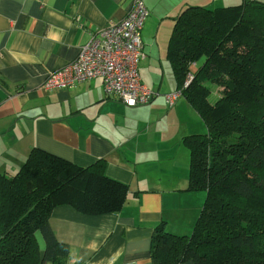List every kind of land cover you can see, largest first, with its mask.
<instances>
[{"label":"crops","instance_id":"obj_1","mask_svg":"<svg viewBox=\"0 0 264 264\" xmlns=\"http://www.w3.org/2000/svg\"><path fill=\"white\" fill-rule=\"evenodd\" d=\"M244 1L145 0L139 74L157 96L130 107L108 96L100 78L53 90L44 82L76 59L94 33L124 18L132 0H0V174L13 176L39 148L80 166L104 159L107 176L129 188L116 213L87 215L67 204L53 209L49 224L69 247L67 264H154L156 226L192 233L207 194L188 190L183 138L207 126L183 95L173 106L166 102L164 94L177 90L169 40L186 6ZM37 241L43 254L41 232Z\"/></svg>","mask_w":264,"mask_h":264},{"label":"trees","instance_id":"obj_2","mask_svg":"<svg viewBox=\"0 0 264 264\" xmlns=\"http://www.w3.org/2000/svg\"><path fill=\"white\" fill-rule=\"evenodd\" d=\"M167 56L177 89L207 126L183 138L188 190L207 196L190 235L155 227L153 263L264 264V2L186 6ZM207 82L220 87L214 101ZM128 194L107 176L104 159L80 166L33 148L13 176L0 174V264H67L69 247L49 224L53 209L116 213Z\"/></svg>","mask_w":264,"mask_h":264},{"label":"built area","instance_id":"obj_3","mask_svg":"<svg viewBox=\"0 0 264 264\" xmlns=\"http://www.w3.org/2000/svg\"><path fill=\"white\" fill-rule=\"evenodd\" d=\"M148 15L145 0H132L125 17L94 33L80 47L76 59L48 74L44 88H71L100 78L105 93L127 106L151 103L157 93L142 82L139 74V63L146 57L141 32ZM181 96L180 89L164 94L170 106Z\"/></svg>","mask_w":264,"mask_h":264},{"label":"rangeland","instance_id":"obj_4","mask_svg":"<svg viewBox=\"0 0 264 264\" xmlns=\"http://www.w3.org/2000/svg\"><path fill=\"white\" fill-rule=\"evenodd\" d=\"M207 85L211 88V95H210V100L214 101L216 100V96L218 95V89L220 88L218 85L212 83V82H207ZM215 93V94H214ZM215 96V97H214ZM38 233V232H37ZM37 233H36V236H37Z\"/></svg>","mask_w":264,"mask_h":264}]
</instances>
